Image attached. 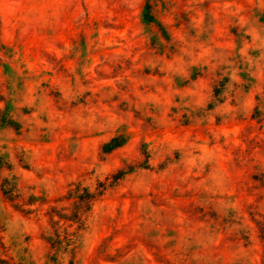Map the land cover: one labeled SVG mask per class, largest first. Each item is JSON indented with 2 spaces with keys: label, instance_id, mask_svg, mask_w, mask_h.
<instances>
[{
  "label": "rangeland",
  "instance_id": "obj_1",
  "mask_svg": "<svg viewBox=\"0 0 264 264\" xmlns=\"http://www.w3.org/2000/svg\"><path fill=\"white\" fill-rule=\"evenodd\" d=\"M0 264H264V0H0Z\"/></svg>",
  "mask_w": 264,
  "mask_h": 264
},
{
  "label": "trees",
  "instance_id": "obj_2",
  "mask_svg": "<svg viewBox=\"0 0 264 264\" xmlns=\"http://www.w3.org/2000/svg\"><path fill=\"white\" fill-rule=\"evenodd\" d=\"M147 6H149V4H147ZM155 17L152 16L151 14H149L148 11H144V20L147 22H152L155 21L154 20ZM117 139H113L112 141L114 142V144L111 145V147L109 149H114L118 146H120L122 144V142H117ZM84 192L83 193H78L77 198L79 199L76 203L77 205H79L78 207H76L77 210L75 212V214H73V218L78 219L79 221L83 222V216L84 214H86L87 212H89L92 208V204L96 199V195L93 194V192H91L90 190H88L87 188H83Z\"/></svg>",
  "mask_w": 264,
  "mask_h": 264
}]
</instances>
